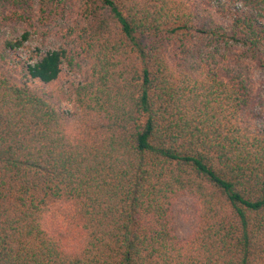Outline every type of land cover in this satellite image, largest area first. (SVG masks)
I'll return each instance as SVG.
<instances>
[{
  "label": "trees",
  "instance_id": "16d2710c",
  "mask_svg": "<svg viewBox=\"0 0 264 264\" xmlns=\"http://www.w3.org/2000/svg\"><path fill=\"white\" fill-rule=\"evenodd\" d=\"M12 5L0 264H264V0H0L5 23ZM62 19L59 47L12 58Z\"/></svg>",
  "mask_w": 264,
  "mask_h": 264
},
{
  "label": "rangeland",
  "instance_id": "374dc122",
  "mask_svg": "<svg viewBox=\"0 0 264 264\" xmlns=\"http://www.w3.org/2000/svg\"><path fill=\"white\" fill-rule=\"evenodd\" d=\"M73 0H68V3H72ZM29 7H16L10 6V9H6L3 12L4 15L11 16L12 20H9L7 23L3 21V18L0 14V38L12 37V38H20L24 32L25 26L22 21L19 19L22 13H30L28 10ZM12 10L11 12H9ZM18 12V15L15 17L14 13ZM14 15V16H13ZM66 19L58 20L52 23V27H48L50 30L47 31L48 35L45 37H38L34 35L30 42L26 45L25 48L19 49L11 54L12 58L17 62H32L31 58H35L38 60L37 54L43 56L49 50L56 49L61 45V37L58 34V29L61 24H64ZM40 48V52H37V49ZM23 65V64H21ZM74 78V75L71 71L65 67L63 74L60 80L56 83L57 89H63L65 85ZM253 80H254V91H255V111L257 113V122L260 125H264V71L260 69H256L253 72ZM63 108L65 110H69V106L64 105ZM188 204H184V206L180 209V218H179V227L181 236H184L189 231V224L184 220V214L188 210Z\"/></svg>",
  "mask_w": 264,
  "mask_h": 264
}]
</instances>
